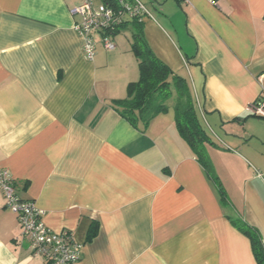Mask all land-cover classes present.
I'll return each mask as SVG.
<instances>
[{"label":"crops","instance_id":"1","mask_svg":"<svg viewBox=\"0 0 264 264\" xmlns=\"http://www.w3.org/2000/svg\"><path fill=\"white\" fill-rule=\"evenodd\" d=\"M140 1L149 47L189 84L228 203L172 109L144 129L113 109L138 80L132 35L106 51L93 33L88 58L70 14L81 0H0V169L45 227L71 232L76 264H257L231 220L264 249V120L247 111L264 99V0ZM0 264H44L1 194Z\"/></svg>","mask_w":264,"mask_h":264},{"label":"trees","instance_id":"2","mask_svg":"<svg viewBox=\"0 0 264 264\" xmlns=\"http://www.w3.org/2000/svg\"><path fill=\"white\" fill-rule=\"evenodd\" d=\"M101 1L107 4L112 2ZM129 23L135 28L131 52L138 64V80L127 85L124 99L112 102L113 109L131 126L138 128L141 125L143 129L154 117L172 109L179 135L189 145L205 175L215 186L220 202L227 204L223 188L205 153V145L210 140L199 119L189 84L155 56L143 37L142 22H121L111 35ZM231 223L249 240L256 263L264 264V249L258 231L239 218L231 220ZM95 233L96 228H91L89 238L95 236Z\"/></svg>","mask_w":264,"mask_h":264},{"label":"built area","instance_id":"3","mask_svg":"<svg viewBox=\"0 0 264 264\" xmlns=\"http://www.w3.org/2000/svg\"><path fill=\"white\" fill-rule=\"evenodd\" d=\"M189 4V0H179ZM113 3V4H112ZM72 16L79 17L74 29L83 42V52L88 58L93 56V33L102 35L103 48L112 51L111 34L124 21L142 22L148 13L140 0H112L104 3L101 0H81V3L70 10ZM250 115L264 120V99L248 106ZM259 178L264 172L255 171ZM0 194L5 207L15 214L21 238L28 243L33 256L41 257L44 264H76L80 259L81 246L74 243L69 230L54 232L42 222V211L31 201L21 200L17 195L14 182L5 169H0Z\"/></svg>","mask_w":264,"mask_h":264},{"label":"rangeland","instance_id":"4","mask_svg":"<svg viewBox=\"0 0 264 264\" xmlns=\"http://www.w3.org/2000/svg\"><path fill=\"white\" fill-rule=\"evenodd\" d=\"M144 2H146V3H148V0H144ZM135 32V28L133 27V25L132 24H127V26L126 27H123V28H120V30H119V37L120 38H123V37H127V38H131V35H132V33H134ZM144 37V36H143ZM145 40H146V38H144ZM147 42V41H146ZM154 53V52H153ZM156 56V55H155ZM157 57V56H156ZM158 59H160V58H158ZM172 60H174V57L173 58H171ZM176 60H177V58H175ZM166 64V63H165ZM167 65V64H166ZM168 66V65H167ZM170 68V67H169ZM170 70L174 73V74H176V71L174 70V69H171L170 68ZM183 70H186L185 69V67H183ZM183 74V73H182ZM176 75H178V76H180L179 74H176ZM181 77V76H180Z\"/></svg>","mask_w":264,"mask_h":264}]
</instances>
